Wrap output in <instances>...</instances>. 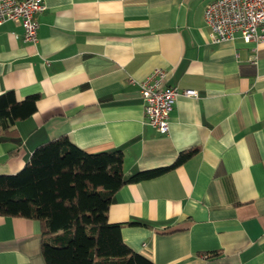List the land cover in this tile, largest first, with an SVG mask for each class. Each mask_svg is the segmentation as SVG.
Segmentation results:
<instances>
[{"label":"crops","instance_id":"0c3cea01","mask_svg":"<svg viewBox=\"0 0 264 264\" xmlns=\"http://www.w3.org/2000/svg\"><path fill=\"white\" fill-rule=\"evenodd\" d=\"M213 1L44 0L36 44L3 23L0 94L40 99L0 136V175L60 136L89 154L121 150L127 179L197 149L160 177L125 184L108 220L155 264H264V42L210 43ZM156 69L167 87L197 91L178 98L165 135L148 123L137 85ZM0 264H46L38 220L0 215Z\"/></svg>","mask_w":264,"mask_h":264},{"label":"trees","instance_id":"16d2710c","mask_svg":"<svg viewBox=\"0 0 264 264\" xmlns=\"http://www.w3.org/2000/svg\"><path fill=\"white\" fill-rule=\"evenodd\" d=\"M39 99L19 100L13 90L0 94V136L31 117ZM196 152L185 150L171 166L127 179L121 150L89 154L60 136L38 146L18 173L0 175V215L40 222L46 264H155L124 242L123 224L108 220L112 197L128 182L160 177Z\"/></svg>","mask_w":264,"mask_h":264},{"label":"built area","instance_id":"2783aa9c","mask_svg":"<svg viewBox=\"0 0 264 264\" xmlns=\"http://www.w3.org/2000/svg\"><path fill=\"white\" fill-rule=\"evenodd\" d=\"M45 9L44 0H0V26L8 21L19 23L23 27V41L36 44L40 27L36 17ZM205 20L212 44L236 34L246 43L264 42V0H215L206 8ZM137 85L148 123L164 135L170 131V116L178 98L197 96L193 89L181 92L178 87H167L166 72L162 69L154 70Z\"/></svg>","mask_w":264,"mask_h":264}]
</instances>
